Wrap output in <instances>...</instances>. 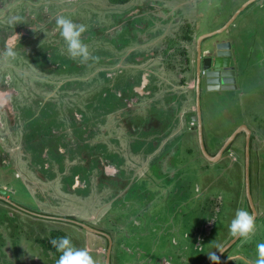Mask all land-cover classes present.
I'll return each instance as SVG.
<instances>
[{
  "label": "rangeland",
  "instance_id": "obj_1",
  "mask_svg": "<svg viewBox=\"0 0 264 264\" xmlns=\"http://www.w3.org/2000/svg\"><path fill=\"white\" fill-rule=\"evenodd\" d=\"M145 1L130 0L127 6L121 8L119 4H113L110 0H12L0 10L2 26L9 24L18 14L25 13L34 19L32 25L37 24L40 31L33 35L31 43L22 42L30 47L24 48L25 52H17V56L23 53L22 55L28 54L34 60H40L41 67L46 73L34 74L28 66V62L30 64L34 60H30L29 57H22L15 65L11 60L6 62L3 60V64H0V67L4 68L0 73L5 72L7 81H10V77L18 78L16 84L9 86L7 83L0 87V101H6L2 105L10 106L14 112L10 114L5 110L2 113L0 110V185L3 184L1 187L5 189L8 186L17 189L11 204L23 210L20 212L10 204L5 205L6 202L0 199L4 202V204L0 202V208L4 210V213H0V239L6 241V248L3 250L7 251L0 264H56L58 258L36 242L37 237L50 234L53 230L63 232L76 248L87 249L96 264H104L108 244L106 237L89 232L73 223L46 218H71L73 214L80 215L76 217L78 221L111 233L114 242L121 244L118 246L120 250L118 258H115L116 250L113 253V264L132 263V254L138 258L135 264L139 261L141 264H207L210 261L208 258L210 253L220 252L233 241L229 225L236 210L252 212L248 207L245 186V135L241 134L231 150L224 153L221 160L213 163L202 154L197 123L195 122L196 126H191L196 113L189 110L182 118L184 126L180 127L177 134L173 131L171 134L174 137H170L169 141L163 140L154 148L158 151H153V156H161L160 171H166L163 170L165 164L169 166L172 164L169 179L150 167L152 161L143 167V162L134 154L137 152L136 148L130 147L140 136L137 135L138 131L130 129V122L136 125L142 121L139 126L142 131L140 134L148 132L152 134L154 130L160 129L164 117L163 123L167 126L173 115L185 109L187 105L184 97H180L181 94L189 92L188 99L192 102L190 107L193 106L194 98L195 103L197 101L196 90L190 91L188 88V84L194 81L193 74L187 79L186 86L183 85L182 79L187 74H177L178 70H182L187 56H180L179 50L184 48V44L179 40L173 41L176 50L173 57L180 60V64L176 66L178 68L170 72L173 74L170 78L162 69L169 65L163 53L168 47L165 38L172 34V39H175L177 31L182 33L179 26L180 23H186L184 20L162 21L158 14L155 18L146 14L150 27H146L148 29L141 35L134 29L136 36L129 33L125 37L111 39L116 30L124 25L121 23L124 11L142 7L148 13H154L149 9L152 8L148 6L149 3ZM263 1L252 3L234 20L227 32L205 41L203 46L204 51L208 49L215 51L213 44L216 41H232L238 69L237 89L212 91L203 86V92L200 94L204 139L208 153L216 155L224 141L241 126H247L255 132L251 150V190L259 217L255 222L254 233L247 239L241 238L235 242L233 248L223 255L227 262L231 261L228 264H254L257 258L256 246L264 243ZM185 2L180 4L181 12L185 17L194 18L196 21L193 31L198 38L222 29L247 3L242 5L244 0H197L192 2V5L197 7L194 10L190 3ZM143 3L145 4L142 5ZM170 7H172L170 4H164V8ZM57 15H64L74 23L83 24L86 32L82 35L87 31L92 35L98 32L97 37L90 35V41L85 42L82 39V43L88 46L91 56L99 59H91L82 64L79 59L70 58L66 44L56 28L54 18ZM9 30L10 32L6 34L7 41L14 33L18 34L20 39H25L29 29L20 26L11 27ZM147 36L148 39L152 36V39L146 40ZM18 43L20 41L17 42V46ZM189 46L190 51L187 54L194 60V45L191 43ZM129 55L132 58L135 55V58L130 59ZM154 55H158L159 58H155ZM47 56H51L52 61ZM55 63H58V71L66 73L73 69L74 72L78 71L79 79L86 80L79 84L86 90L79 89L77 97H68L61 104H58L57 97H54L56 88H46L47 85H44L45 80L53 81ZM142 71L151 73L149 76L151 86L147 89H152L150 94L143 97L142 103L138 98L127 108L112 104L113 96H109L106 91L112 89L119 94L125 85H129L130 79L136 80L137 73L140 74ZM62 82H66V79ZM9 88H15L18 96H11ZM71 91L64 94L67 95ZM170 105L174 109H168ZM160 109L161 114H158ZM75 116L78 118L77 121ZM72 123L85 129L90 147L94 151L96 149L94 155H92L94 151L71 154L72 152L65 149L66 144L72 147V144L79 142L76 128H72L74 127ZM180 124L181 120H178L175 124L172 123L169 129L175 130ZM125 134L130 137L129 141H125ZM156 136L159 138L160 134ZM61 141L65 144L59 145ZM170 142L172 144L168 146ZM44 144L50 148L46 153ZM57 144L58 149L64 154L59 152ZM165 145L168 146L166 153L171 152V157L161 155ZM99 149L114 154L117 157L115 163L120 166L123 173L122 177L110 176V180H117L119 186H122L128 185L136 177L137 181L141 180L149 187L147 190L144 184V188L141 184L134 186L136 192L127 200L130 203L124 205L123 201L117 202L116 205L120 206L114 207L113 213L109 211L111 203L106 200L113 199L114 196L111 191L107 194L101 192L98 170H93L86 179L80 177L81 184L87 186L89 191L87 194L77 193L78 198L73 189L70 191L73 192L72 195L65 189L69 182L66 183L64 177L73 178L77 174V168L87 166L90 158L93 157L92 161L102 158L104 154ZM160 178H163L164 185L170 186L167 192H162L161 187L156 188L155 183H159ZM78 181L80 182L79 179ZM26 191L30 193L32 199L26 195ZM86 195H89L96 205L90 206L89 209L94 217L97 215L95 219L91 218V213L90 215L83 213L88 207L78 204V201L72 210H76L77 206L83 207V210L79 209L77 213H72L70 209L71 200L74 202L75 199H81ZM53 198L63 201L53 203ZM218 202L221 204L220 208L216 207ZM39 210L40 213L37 215L40 217H33L34 215L28 213L36 214L35 211ZM16 211L20 213L19 217L26 220L25 226L22 225L24 230L30 232L23 234L20 237V240L22 239L20 244L14 246L8 233L12 228L9 224L10 219L18 214ZM108 215L112 219L107 217ZM115 217L118 222L115 221ZM114 227L120 229L119 233ZM159 235L162 240L159 239ZM202 236L204 240L200 244L196 243L195 240H201ZM170 239H173L172 243ZM225 260L222 259L221 263H226ZM144 261L145 263H142Z\"/></svg>",
  "mask_w": 264,
  "mask_h": 264
},
{
  "label": "flooded vegetation",
  "instance_id": "obj_2",
  "mask_svg": "<svg viewBox=\"0 0 264 264\" xmlns=\"http://www.w3.org/2000/svg\"><path fill=\"white\" fill-rule=\"evenodd\" d=\"M11 2H12L11 0H0V10L5 5H9ZM184 2L185 1H181V0L178 3L176 2V0H149V1L146 0L145 3H149L148 6L152 7V8H149V9L152 10L154 13H148L147 10L146 9L144 10L142 7H135L131 11L130 10L124 11L125 13L122 14L124 16H122V20H121L122 22L121 23L124 24L123 26L131 25L130 29L132 30V33L136 36L134 29L138 30L139 35H141V33H143L146 29H148L146 27H150L148 25L149 24L148 19H146L147 16H145L146 14L149 15L150 17H152V18H155L156 16L159 15L158 17L160 19H163L162 21L171 19V21H173V22H181L182 20H184L186 22V23H184L185 25L180 23V26H179V28H180L179 30L183 31L182 33L177 31L175 39H172V36H173L172 34L170 36L168 35V37L165 38V41L168 42V47L163 51V53H164L165 57L167 58L166 61H167V63L169 65L167 67H163L162 69L166 72L165 75L168 76V78H170L171 75H173V74H170V72L175 70L176 68H178L176 66L180 64V60H178V57H173L175 55V52H176V50L173 47V41H176V40L178 41L179 40L180 43L184 44V48L179 50L180 56H186V55L187 56L184 59L183 67L181 68L182 70H178L177 74H179V75L182 74V73H186L187 74L186 77L184 79H182V83H183L184 86H186V84H188L187 79L191 76V74H193V80L194 81L192 83L188 84L189 85L188 88L191 89L190 91L196 90V93H197V83H198L199 77H201V78L203 77V80H201V82H200V84H201L200 85V94H202L203 86H205L207 88V85L205 83L206 82L205 75H203V74H206V71H202V63H201V67H199V63H198V48H197V39H198V37L196 36V34L193 31V27L196 25V21H194V18L190 19V18L185 17L183 15V12H181L182 11V9H181L182 5H180V4H182ZM187 2L192 5L191 2H197V0H187ZM129 3H130V0L127 3H120V4L118 3V4L122 8V6L125 7ZM145 3H143L142 5H144ZM164 4H170L172 7L164 8ZM179 5H180V7H179ZM192 7H193L194 10L197 9L196 5L195 6L192 5ZM24 15H25V18L23 17V15H20V14H18L17 16H14L13 19L10 20L9 24H7V25L2 26L0 24V53H3V51H4L5 43L7 42V38H8V36L6 37V34H8V32H10L9 28H11V27H15L16 28V27L24 26L25 28L30 30V31L28 30V36H26L25 39H19L20 43H18V46H17V44L15 46L16 53L24 51L23 49L28 47V46L30 47V45H28V44L25 45V43H22V42L31 43L32 40H33V35H36L37 33H39L40 29H38L37 24H35L36 27L34 25H32V23L34 22V19L33 18H28L27 14H24ZM119 19H121V18H119ZM26 22H29V23L25 24ZM20 23H22V24H20ZM139 24L140 25L143 24L144 26L142 25L140 27ZM123 26H121V27H123ZM120 28H118V29H120ZM42 31H43V28H42ZM143 35L145 36V34H143ZM191 35L193 37V40L189 41L187 38L190 37ZM114 36H115V34H114ZM83 37L84 38L86 37L85 40H84ZM150 37L152 39V36H150ZM212 38H210V39H212ZM82 39L85 42H89L90 41V31H87V33L85 35H82ZM145 39L149 40V41L151 40V39H148V36ZM207 40H209V39H207ZM207 40H205V41H207ZM226 41H228V40H226ZM59 42H62V40H59ZM191 43H193V45H194V58H193L194 60H192L189 57V54H187L190 51L189 45ZM17 50H19V51H17ZM202 50L204 51L203 48H202ZM233 50H234V44H233ZM213 52H215V51H213ZM22 54H20V56L16 57V59H18L17 62H16V59L11 60L12 64L15 65V63H18L19 60L22 57H29L30 60H34L27 53H25L27 55H22ZM158 55H154V57L155 58H159ZM160 56H161V54H160ZM128 57H126V59H129ZM233 57L235 59V50H234V53H233ZM47 58L50 59V61H52L51 60L52 59L51 56L50 57L47 56ZM134 58H135V55H134ZM150 58L151 57H149V59ZM3 60L5 62L9 61V60L4 59L3 56H0V64H3L2 63ZM31 63L29 64V62H28V66L31 68V70H32V72L34 74H38V75L46 74L43 71L42 67H41L40 60H34ZM21 65L23 66L24 63L22 62ZM53 65H54L55 68H54V75H53L52 78H54V79H52L53 81L45 80V84L44 85H47L46 88H50V87H55L56 88V91L54 93V97L55 96L57 97L56 101H58V104H61L63 102V100L68 98V97L69 98L77 97V92H79V89L86 90L84 87L79 85L80 83H83L86 80L79 79L80 76H79L78 71L74 72L73 69H69L66 73H62V72L58 71V63H55ZM235 65H236V70L238 72L236 62H235ZM19 66H20V64H19ZM67 68L68 67H65V69H67ZM3 69L0 67V70H3ZM200 72L202 74H200ZM150 74L151 73L146 72V71H142V72H140V74L137 73L138 78L136 80L131 81V79H130L129 85H125V88L121 89V92H119V94L117 92H115L116 94L119 95V97H120L119 100L122 101V102H120V101L116 102V105H118L119 107L127 108L130 105V103H132L134 100H136L138 98L140 100V103H142V100L144 99L143 97H145L147 94H150L151 91H152L151 88H150V90L147 89L149 86H151V80L149 78ZM140 75H141V77H139ZM62 76H66V78H62ZM50 78H51V76H50ZM9 79H10V81L6 80L5 72L2 73V74L0 73V87H1L2 84H7V83H9V86H11L13 84H16L17 81H18V78L15 79V78H11L10 77ZM21 79H23L22 76H21ZM64 79H66V82H62V80H64ZM237 83H238V76H237ZM9 90H10L9 93L11 94V96H14V97L18 96V93L16 92L15 88H9ZM71 90H73L74 93H72ZM69 91H71L69 94H67V95L64 94V93H67ZM184 91L185 92L187 91L186 87L184 88ZM186 93L185 94H181L180 97L181 98L184 97L183 100L186 102L185 105L188 106L190 104V102H189L190 99H188V93L189 92H186ZM185 95H187L186 98H185ZM47 100L49 101V99H47ZM145 104H146V101L142 104V106L144 107ZM167 108L171 109L172 105L168 106ZM172 109H174V108H172ZM0 110L3 111L2 113H4L5 110H7L10 114L14 113L13 110L10 109V106L5 107L4 105H2V106H0ZM201 110H202V108H201ZM160 112H161V109H160V111H158V114ZM196 112H197V103H196ZM182 113L184 114V110H181V112H179L177 115H173L171 121L168 122L167 129H164V127L166 125L164 123H162L161 124L162 127H160L159 130H154V133H152V134H150L149 132L148 133H144L143 135L140 134L142 131L138 127V124L141 121L139 123H137L136 125H133V124H131L133 122H130V129H133L135 132L138 131L137 135H140L139 138H137L135 141H133L131 143V145H130V147H132V148L135 147L136 148L137 152L134 153V154L137 155L138 160H141L143 162V164H142L143 167H145L147 164H149L152 161L150 163V167H152L154 170L155 169L158 170V173H160L161 175L167 177L168 179H169V177L172 174V172H171L172 169H173L172 164L170 166L168 164H165V166L163 167V170L166 169V171H160V167L161 166L159 164V159H160L161 156L160 157L153 156V151L154 152L158 151V149H154V148H156L163 140L168 139L167 141H169L170 137H174L173 134H171L174 131V129L170 130L169 127H171L172 123L175 124L178 120H181V122H182V118H183ZM75 114H76V111H75ZM180 117H182V118L180 119ZM202 117H203V113H202ZM77 119L78 118L75 116V120L76 121H77ZM164 119H165V117H164ZM164 119L162 121H164ZM72 124L74 125V127H72V126L71 127L74 128V129L76 128L75 132L77 133L76 136L79 137L78 138L79 142H77L76 144H72V147L70 145L66 144L65 149H68L67 151L72 152L71 154H75V153L78 154V153H81V152H82V154H85L84 152L90 153V151H94L93 148L90 147L89 141H88V139L86 137L85 129L77 126L76 123L75 124L72 123ZM194 126H196L195 121H194ZM145 127H146V125H145ZM72 133H73V129H72ZM156 134H160L159 138L156 136ZM82 135H83V137H82ZM129 139H130V137L125 134V141H129ZM62 141L59 143V145L65 144V142H62ZM135 143H137V144H135ZM171 144H172V142H170V144H168V146H171ZM166 145H167V142H166ZM166 145H165V149L161 153V155L167 156V158H168V157H171V152L169 154L166 153V149L168 148V146H166ZM41 146H43V145H41ZM44 146H45L44 148L46 150L45 151V153H46L47 151H49L50 148H48V146L46 144H44ZM57 149H58V144H57ZM95 151H96V149H95ZM95 151L92 153V155H94ZM100 151L104 154V156L102 158L99 157L98 160L92 161V159H93V157H92V158H90L89 164L87 166H83V167L77 168V174L78 175L76 174L73 178L72 177L71 178L64 177V181L66 183L69 182V183L66 184L67 186H66L65 189L66 190L68 189L67 192L69 193V195H72L73 192L70 193V191L72 189L76 192V194L77 193H79L81 195L87 194L89 191L86 188L87 186L85 187V186H83L81 184L82 183L81 178L82 179H86L87 177H89L90 173L93 172V170H98V173H99V176H100L98 184H99V187L101 189V192L102 193L104 192V194L105 193L107 194V192L111 191L112 196H114L113 199L106 200L108 203H111L109 211L111 213H113V208L120 206V205L119 206L116 205L117 202L123 201L124 205L126 203L127 204L130 203V201H127V200H129V198L135 194L136 190L134 189V186L137 187V185L141 184L142 187H143L144 183L141 180L137 181L136 177H134L133 180L128 185L123 184L122 186H119V184L116 182L117 180H114V179L110 180L109 179L110 176L122 177L123 173L121 172V170L119 168L120 166L117 165V163H115L116 162L115 159L117 157L114 156V154H108V153H106V152H104L102 150H100ZM59 152L64 154L61 150H59ZM170 172H171V174H170ZM106 174H107V176H106ZM77 176H79L78 179L80 180V182L78 181V179H75ZM124 177H125V175H124ZM18 178H20V177H18ZM162 179L163 178L159 179L160 180L159 183H155L156 184V188L161 187L162 190H163L162 192H167V190H168V188L170 186L164 185L162 183ZM22 180L25 183L24 179H22ZM123 183H125V181H123ZM2 185H0V190H5L7 192V194L5 195L6 198H8L10 201H12V197L17 194V189L14 188V187H10V186H8L5 189V188L1 187ZM144 185H145V188L148 190L149 187L146 184H144ZM90 187H91V185H90ZM26 189H28V188H26ZM93 191H94V189H93ZM26 195L29 198H31L30 193H27V191H26ZM88 196L89 195H86V196H83L81 199H78L79 196L77 194L78 198L75 199L74 202H72V200H71V208L70 209H71L72 213H77L76 211H78L79 209L83 210L82 209L83 207L80 208L78 206H77L76 210H72V208L76 207L75 206V202L78 201V204H84V205H86L88 207V210L84 211L83 213H86V214H89V215L91 213V215H92L91 218L95 219V218H97V215L94 217L93 213L90 212L89 209H90V206L95 207L96 205ZM55 201L61 202L63 200H55L53 198L52 202L54 203ZM106 201H105V203H106ZM156 203H158V201H156ZM55 204L59 205V203H55ZM155 207L157 208L158 206L156 205ZM18 211L21 212L23 210L20 208V209H18ZM35 212H37L36 214H38V213H40V210L39 211H35ZM28 213H32V212H28ZM86 214H85V217H87ZM70 215H71V213L69 214L68 217H70ZM78 216H80V215H78V214L74 215L73 214V216L71 215V217H74V218H71V219L77 220L76 217H78ZM107 217H110V219H112V217L110 215H108ZM89 219H90V217H89ZM115 219H116L115 221H117V217H115ZM111 224L113 225V222H111ZM113 226H116V225H113ZM114 228H115V231L119 233L120 229L118 227L117 228L114 227ZM111 229L114 230L113 228H111ZM97 230L103 231V232H105V233H107L108 235L111 236V239H112V244H111V251H112L111 264H113V253L116 250L115 258L116 257L118 258V253L120 251L118 246H121V244L114 242L113 235L111 233L107 232L106 230H102V228H99ZM99 236H101V235H99ZM160 237H161V235H159V239L162 240V238H160ZM170 240H171V243H172L173 239H170ZM196 243L200 244L201 240H197ZM108 246H109V241H108V244H107V249H108ZM221 248H220V250H221ZM218 253H219V251L216 252V254H218ZM141 258H143V257L141 256ZM137 259H138L137 256L132 254V257H131L132 263H130V264H135ZM139 259H140V257H139ZM222 259L225 260V256H223V257H221L219 259L218 264H222L221 263ZM211 262L212 261L210 260L207 264H211ZM230 262L231 261H228V262L226 261V263L224 262L223 264H228ZM142 263H145V261L142 262ZM138 264H141L140 261L138 262Z\"/></svg>",
  "mask_w": 264,
  "mask_h": 264
},
{
  "label": "water",
  "instance_id": "obj_3",
  "mask_svg": "<svg viewBox=\"0 0 264 264\" xmlns=\"http://www.w3.org/2000/svg\"><path fill=\"white\" fill-rule=\"evenodd\" d=\"M259 0H249L240 10L236 12L234 16L226 23L222 29L218 31H213L207 34L200 36L197 39V48H198V57H199V67H201L202 63V71H206L205 79L207 89L212 91H224V90H233L237 89V70L235 65V59L233 57V42L226 41V40H219L218 42L213 44L215 48V52L211 51L210 49L203 51L202 48L204 46V42L207 39H210L220 33L227 32L228 28L231 24H233L234 20L237 16L243 12L248 6L252 3L257 2ZM200 74H202L200 72ZM203 80V77H199L197 83V112L196 115L193 117V120L197 123V132L199 133V140H200V148L202 154L208 158L213 163L218 162L223 158L224 153L230 148L233 142L237 139V137L241 134L245 135V186H246V196L249 201V206L251 208L252 213L255 215V220L258 216V212L256 210V205L254 204L253 197H252V190H251V139H252V131L247 126H241L237 128L223 143L222 147L216 153V155H210L207 151L204 139V127H203V117H202V110H201V101H200V82ZM7 192L5 190H0V199L6 201L8 203H12L8 198H6ZM14 204V203H13ZM15 205V204H14ZM36 217H40L35 213H31ZM47 219L52 220H59L63 222L73 223L81 228L86 229L89 232L94 234H98L104 236L109 241L108 249L105 252V259L104 264H111V244L112 239L111 236L103 231H99L91 226L86 225L80 221L71 219V218H64V217H46ZM240 238H234L233 241L224 246V248L217 254L219 259L223 257L227 250H229L235 242H237ZM213 264V262H211Z\"/></svg>",
  "mask_w": 264,
  "mask_h": 264
},
{
  "label": "clouds",
  "instance_id": "obj_4",
  "mask_svg": "<svg viewBox=\"0 0 264 264\" xmlns=\"http://www.w3.org/2000/svg\"><path fill=\"white\" fill-rule=\"evenodd\" d=\"M54 19L56 28L59 30V34L66 44V50L70 58L74 60L79 59L82 64L87 63L91 59H95V57L91 56L88 46L82 43V34L86 32L83 24L74 23L64 15H57ZM19 39L20 36L18 34L14 33L11 35L5 43L4 51L0 53V56H3L6 60L16 59L17 53L15 46L19 42ZM3 103H6V101H0V106ZM255 222L254 214L244 209H237L229 225L230 235L234 238H249L255 231ZM49 243L60 253L56 264H96L87 249L76 248L67 236L52 238ZM256 251L257 258L254 264H264V243L257 244ZM208 258L213 264H218L219 262V257L216 253H210Z\"/></svg>",
  "mask_w": 264,
  "mask_h": 264
},
{
  "label": "trees",
  "instance_id": "obj_5",
  "mask_svg": "<svg viewBox=\"0 0 264 264\" xmlns=\"http://www.w3.org/2000/svg\"><path fill=\"white\" fill-rule=\"evenodd\" d=\"M12 1V0H11ZM113 4L115 3V4H120V3H127L129 0H110ZM180 0H176V2L178 3ZM181 1H187V0H181ZM192 3V2H191ZM25 13H23V14H21V15H23V17L25 18V15H24ZM28 17V16H27ZM29 18V17H28ZM119 21H120V19H119ZM29 22H26L25 24H28ZM131 28V25H125V26H123V27H121L120 29H118L117 31H116V33H115V36H113L112 37V40H114L116 37H119V38H121V37H124V36H126V35H128L129 33L130 34H132V30L130 29ZM90 35H92V34H90ZM92 36H95V37H97L98 36V32H94V34L92 35ZM189 41H192L193 40V37H192V35L190 36V37H188L187 38ZM85 40V39H84ZM25 45H27L26 43H25ZM108 57V56H107ZM129 58L130 59H134V58H132V56L130 55L129 56ZM95 59H99V58H97V57H95ZM112 90V89H111ZM111 90H107L106 91V93H108V95L110 96V95H112L113 97H112V104H114V105H116V102H122L121 100H119V95L118 94H116L113 90L111 91ZM107 95V96H108ZM102 97H103V94L101 95ZM142 122V121H141ZM162 123H163V121H162ZM140 124L141 123H139L138 124V127L140 126ZM160 127H162V125L160 126ZM159 127V128H160ZM167 128V126H165L164 127V129H166ZM254 140H255V137L254 136H252V139H251V150H252V148H253V142H254ZM233 144H234V142L232 143V145L230 146V148L227 150V151H229V150H231V147L233 146ZM223 145V144H222ZM245 150V149H244ZM227 151L225 152V154L227 153ZM1 202V201H0ZM5 202V201H4ZM4 202H1V203H3L4 204ZM6 204H10V203H5V205ZM10 205H12V204H10ZM13 206V205H12ZM15 209H17V207H15V206H13ZM216 207L217 208H220L221 207V204H219V202L216 204ZM248 207L250 208V206H249V204H248ZM19 209V208H18ZM17 209V210H18ZM250 211H251V208H250ZM0 213H4V210H2L1 208H0ZM16 213H18V214H16V216L14 217V218H12V219H10V222H9V224L11 225V231H9V233H8V236H10V238H11V241H12V243L14 244V246H16L17 244H20V242H21V240H20V237L23 235V234H28L29 232H30V230H24V228L22 227V225H24L25 226V224H26V220H23L21 217H19L20 215V213L19 212H17L16 211ZM251 214H252V212H251ZM18 215V216H17ZM30 215H32V214H30ZM33 216V215H32ZM34 217H36V216H34ZM71 218H74V217H71ZM46 219V218H45ZM258 219V218H257ZM257 219H256V221H257ZM49 220H52V219H49ZM19 224H18V223ZM200 234V233H199ZM199 234L197 235V236H199ZM63 236H65V234L63 233V232H61V231H59V230H53L50 234L49 233H47V234H44L43 236H39V237H37L36 238V242H38L41 246H43L44 248H45V250L48 252V253H51L52 255H54L56 258H59V255H60V253H58L57 251H56V249L55 248H53L52 247V245L49 243V241L52 239V238H58V237H63ZM43 237V238H42ZM5 238V237H4ZM241 239V238H240ZM239 239V240H240ZM204 239H203V236H202V239H201V241H203ZM0 241H2V242H0L1 244H0V260H4V256H6L5 255V253H7V251L6 250H3V248H6V241L4 240V239H0ZM196 242H197V240H195ZM233 248V247H232ZM232 248H230V249H232ZM116 255V254H115Z\"/></svg>",
  "mask_w": 264,
  "mask_h": 264
},
{
  "label": "crops",
  "instance_id": "obj_6",
  "mask_svg": "<svg viewBox=\"0 0 264 264\" xmlns=\"http://www.w3.org/2000/svg\"><path fill=\"white\" fill-rule=\"evenodd\" d=\"M249 0H244V2H242V5L245 3V2H248ZM263 1V0H262ZM264 2V1H263ZM239 8V7H238ZM242 15V12L237 16V18L239 17V16H241ZM189 48H190V46H189ZM189 57L192 59V57L189 55ZM198 61H199V57H198ZM237 76H238V72H237ZM189 102H190V104L188 105V106H186L185 107V109H183L184 110V114L182 113V115H183V118H184V116L186 115V113L187 112H189V110L191 111V112H194V113H196V103H195V98H194V101H193V106L192 107H190L192 104V102H191V100H189ZM191 108V109H190ZM192 116H193V114H192ZM194 117V116H193ZM182 117H180V119H181ZM193 119V118H192ZM194 121V120H193ZM192 123V122H191ZM184 126V121H183V119H182V122H181V124H180V126H177V129H175L174 130V134L176 133L177 134V132L179 131V129H180V127H183ZM252 135L255 137V132L254 131H252ZM205 138V137H204Z\"/></svg>",
  "mask_w": 264,
  "mask_h": 264
},
{
  "label": "built area",
  "instance_id": "obj_7",
  "mask_svg": "<svg viewBox=\"0 0 264 264\" xmlns=\"http://www.w3.org/2000/svg\"><path fill=\"white\" fill-rule=\"evenodd\" d=\"M191 125L194 126V123H192Z\"/></svg>",
  "mask_w": 264,
  "mask_h": 264
}]
</instances>
